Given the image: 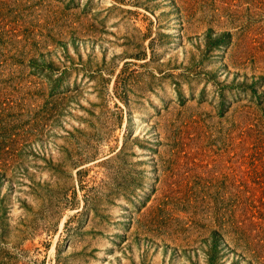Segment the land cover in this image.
<instances>
[{
  "label": "rangeland",
  "instance_id": "obj_1",
  "mask_svg": "<svg viewBox=\"0 0 264 264\" xmlns=\"http://www.w3.org/2000/svg\"><path fill=\"white\" fill-rule=\"evenodd\" d=\"M0 264H264V0H0Z\"/></svg>",
  "mask_w": 264,
  "mask_h": 264
}]
</instances>
